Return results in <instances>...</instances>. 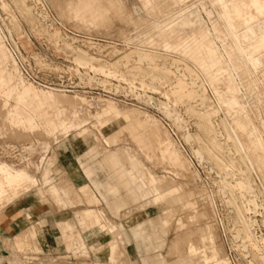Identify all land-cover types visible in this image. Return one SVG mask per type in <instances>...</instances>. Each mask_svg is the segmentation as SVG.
I'll return each mask as SVG.
<instances>
[{"label":"rangeland","instance_id":"1","mask_svg":"<svg viewBox=\"0 0 264 264\" xmlns=\"http://www.w3.org/2000/svg\"><path fill=\"white\" fill-rule=\"evenodd\" d=\"M53 1L0 0V33L3 35L6 46L10 51L12 50L11 53L18 56L19 60L16 58L17 65L20 72L22 71L23 78L33 85L36 84L35 86L39 88H54L62 90L68 95H81L91 103H96L100 99L115 101L120 108L128 111L130 116L126 121L112 128L108 133L112 137V142L110 146L105 147L115 150L120 161L125 164V168L131 169L138 178L142 176V173L144 175L147 169L156 175L172 179L174 183L181 184L184 189L195 187L197 192L193 196L194 204L192 206L177 207L173 214L164 218L163 215H160V210L151 205V196L145 194L144 190H138L134 182L131 183L135 200H132L133 198L126 193L124 184L118 180L114 171L105 161L104 153L101 152L100 147L104 145L98 128L93 125V118L86 124L88 130L91 131L86 142H90L94 146L92 151H88V147L80 142L79 138H72L74 137L73 130L67 133H55L53 136L42 133L40 128L27 129L28 131L19 130L7 121H3L1 115L10 107V104L13 105L14 99L9 97L7 100L0 93V162L6 163L13 169H22L36 179L34 185L32 184L33 187L31 185L29 187L14 186L5 191L6 193L4 192V195L0 196V210L12 204L18 197L38 189V192L42 193L43 202L51 208V214L47 215V218L50 220L55 215L57 228H65L66 223L74 227L70 240L73 245L81 242L76 235L79 234L81 237L85 235L84 228L87 226L84 221L82 228L80 222L84 218L83 211L87 208L100 211L102 216L115 227L111 240L116 239L118 243L121 241L116 251L118 259L114 263H107L105 260L107 244H104L99 250H90L88 247L79 250L78 253L55 254L48 252L54 251L53 248H45L48 249L47 251L41 248L35 249L34 244L30 242L31 247H28L24 252L16 251L21 247L12 249L10 247L11 236L4 235V230L0 226V257L5 261H3L4 264L10 263L14 259L20 260L22 264L26 261L27 264H146L150 260L163 256L166 261L174 260L180 254L184 259L186 241L191 236L193 238L203 237L205 241L202 239L201 244L205 252L207 254L216 253L217 257H227L229 264H264V249L262 247L264 241V210L262 209L264 195L261 194L264 191L257 182L253 183L252 190L235 184V179L239 178L238 169L245 167L240 161V156L235 152L231 140L227 139L222 130L221 120L225 117L229 118V115L223 107H220L216 94L209 90L204 74L195 68L192 61L181 60L174 54L166 56L167 65L172 72L170 83L146 79V83L153 82L155 89L142 86L139 79L132 80L129 74H126L125 79H122L118 74L104 76L99 71L93 72L89 69L81 68L77 72L73 68V59L77 50H81L87 56L94 57L100 64L106 66L126 60L125 56L134 54L133 47L140 44L139 41L142 40L139 34L143 25L138 26L132 22H123L112 18L107 26L87 28L78 25L74 20L61 18L55 7L52 9ZM58 1H61V5L64 6L68 0ZM122 1L128 10L140 6V0ZM25 5L29 11L26 10ZM208 8L211 7L208 6ZM188 9H192V11L189 12ZM167 10L171 17H176L181 12L186 18L193 19L201 16L207 20L201 11L199 0H183L177 6H168ZM137 14L144 15L140 11L133 12V15ZM180 35L186 37L185 32H181ZM129 37H136V39L131 42V40H127ZM263 52H260V55L264 56ZM263 56H261L263 61L258 68L260 70L258 84L252 94L250 92L242 98L252 117V106L259 105L261 110L264 107V97L257 94L258 91L264 90ZM133 59L135 57H132L130 61L134 62ZM118 69L125 70L122 63ZM187 69H191L194 74L190 75ZM24 70L28 72V75L24 73ZM182 73L184 77L181 76ZM177 77H183L190 85L194 86L195 90L200 86L202 89H206L205 95L208 98L206 102L201 101L199 96L189 100L175 101L170 95L167 99L165 93L170 94L171 86L175 84ZM2 101H5L7 106L3 107ZM159 102H163L165 105ZM85 106L84 108L87 107ZM87 108L93 115L97 110L96 106L92 105ZM166 111L170 113V116L166 114ZM144 113L152 115L159 122V128L169 132L174 145L185 152L191 162L190 175L174 174L167 163L159 158L155 146L150 142L146 124L142 118H137L138 115L142 116ZM201 113H209L214 134L224 147L220 153L215 152L217 154L212 158L218 156L217 160L215 158L218 162L223 152L230 158L233 157L232 165L226 170L221 166V163H217L214 159L215 163H213L211 155L205 154L209 141L199 126V114ZM176 118L179 119V122ZM262 118H264L263 112L262 115L253 118V121L260 125V122L264 120ZM262 130L261 133L264 135V128ZM187 131L191 134L190 141L184 138ZM93 135L98 136L96 142H94ZM205 139L207 143L204 141ZM198 148L202 152L201 158L196 157L194 153V150ZM227 148L230 150L228 151ZM123 149L138 158L143 167L141 168L135 159L128 160ZM44 168L49 169L48 176L52 182L54 181L53 183L68 186L72 201H66L67 198L65 200V196L61 195L63 192L60 188H58L56 197L59 200L62 197V200L67 203L58 202L56 197L51 195L48 184L42 183L41 177ZM111 184L115 185V192L110 190ZM83 188H85L84 191ZM11 191L14 193L11 194ZM7 192H10L9 196ZM236 204L241 207L245 218L251 221L256 220L258 224H254L252 229L243 225L242 220L237 216ZM87 218H89L88 215ZM220 218L223 226L219 224ZM206 226L214 234L213 245L218 248L219 253L215 252L207 239ZM12 232L17 234L19 230L15 227ZM245 233L248 234L247 238H244ZM174 240L178 242L177 247L170 250L169 246ZM252 241L260 246V249L254 248ZM199 258L200 254H197L192 260L184 259V263L196 264Z\"/></svg>","mask_w":264,"mask_h":264},{"label":"bare ground","instance_id":"2","mask_svg":"<svg viewBox=\"0 0 264 264\" xmlns=\"http://www.w3.org/2000/svg\"><path fill=\"white\" fill-rule=\"evenodd\" d=\"M182 1L140 0L139 8L135 7L132 10H128L122 0H68L64 6L61 5V1L54 0V6H51L52 9L55 7L57 14L61 18L74 20L78 25H83L87 28L91 27V29L107 26L112 18H117L123 22H132L138 26L143 25L139 34L142 40L139 41L140 44L133 47L135 50L134 54L125 56L126 60L117 61L106 66L105 64H100L94 57L87 56L81 50H77L73 59V68L77 72L81 68L89 69L93 72L99 71L104 76L118 74L122 79H125V75L129 74L132 80L139 79L142 86L155 89L153 82L146 83L147 78L152 81L161 80L164 83H170L172 72L167 65V55L174 54L181 60L188 59L192 61L195 68L204 74L209 90L216 94L220 107H223L229 115V118L225 117L221 120L222 130L225 132L227 139L231 140L235 152L240 156V161L245 167L244 169L239 168L238 165L239 178L235 179V184L252 190L253 183L257 182L264 191V135L261 133L264 128V120L260 122V125L255 124L253 121V118L262 115V112L264 116V107L261 110L259 105H251L252 117L246 108L247 105L242 101V98L246 97L250 92L252 94L260 77L258 68L263 61V58H261L263 55H260V52L264 51V0H199L201 11L205 14L207 20L201 16L193 19L186 18L184 13L181 12L178 13V16L171 17L167 7L177 6ZM208 6L211 8L209 9ZM25 8L29 11L26 5ZM55 9L54 11H56ZM139 11L144 15H133V12ZM188 11L191 12L192 9H188ZM181 32H185L186 37L180 35ZM173 37H175V40ZM135 39L136 37L127 38L131 42ZM158 46L160 48H157ZM11 51L4 43L3 35L0 33V93L7 100H9V97L14 99L13 105L10 104V107L2 113L3 121H7L19 130L26 131L27 129L40 128L42 133H46V135L52 134L53 136L55 133H67L73 130L74 137L72 138H79V141L88 147V151H92L94 146H92V143L86 142V138L88 139L91 132L86 127V124L93 118V125L98 128L104 145L99 147L102 150L101 152L104 153L105 161L114 171L118 180L124 184L126 193L133 198L132 200H135L131 183L134 182L138 190H144L145 194L151 196V205L159 209L160 215H163L164 218L173 214L177 207H190L194 204L193 196L197 192L194 189L195 187L184 189L181 184L174 183L172 179L156 175L147 169L145 174L143 175L142 173V176L138 178L131 169L127 170L125 168V164L120 161L115 150L105 147L110 146L112 142V137L108 133L113 127L126 121L130 116L128 111L123 110L115 101L110 99H100L96 103H91L78 94L68 95L64 91L54 88L43 89L36 87V84L33 85L30 81L23 78ZM132 57H135L133 59L134 62L130 61ZM121 63L125 68L124 71L118 69ZM187 70L190 75L194 74L191 69ZM181 76L184 77V74L182 73ZM183 77L175 78L176 81L171 86L170 94L165 93L166 98L169 99L171 95L175 101H182L183 99L189 100L199 96L201 101L206 102L208 99L205 95L206 89L204 90L201 86H198L199 88L195 90L194 86L190 85ZM257 94H261L264 97V90L258 91ZM5 101H2L4 103L3 107L4 105L7 106ZM159 103L165 105L163 102ZM85 105L87 107L96 106L97 110L94 115L91 114L90 109ZM166 114L170 116L168 111H166ZM199 117L200 129L208 139L207 141H209L207 146L204 143V146H206L205 154L211 155V160H215V158L217 160L218 156L212 157L217 154L215 152L220 153V151L224 150L223 144L214 134L209 113H201ZM137 118H142V121L146 124L150 142L155 146L159 158L167 163L174 174L181 176L190 175L191 162L185 152L174 145L169 132L160 129L159 122L150 114L144 113L142 116L138 115ZM176 120L179 122L178 118ZM93 137L94 142H96L98 136L93 135ZM184 138L190 141L191 134L187 131L184 134ZM123 152L128 160L132 161L135 159L139 166L143 167L141 161L133 154H129L125 149H123ZM194 153L196 157H202V152L199 148L195 149ZM232 158L223 152L218 162L226 170L227 167L232 165ZM42 160L43 158L40 160V164ZM214 160L212 161L213 163L216 161ZM48 172L47 168L43 169L42 183L44 185L48 184L51 195L56 197L59 187L57 183H53L54 181L52 182L49 179ZM192 178L194 177L192 176ZM35 182L36 179L26 171L13 169L6 163L0 162V196L14 186L29 187L31 185L33 187ZM225 183H227L226 180ZM110 190L116 191L114 184L110 185ZM13 193L11 191V194ZM28 193L25 196L27 195L29 199L34 197ZM9 194L10 192L8 196ZM261 194L264 195L263 192ZM10 196L12 198V195ZM254 197L256 198V196ZM22 198L20 196L13 201L14 205L16 204L15 206H17V203H22ZM235 207L237 216L242 220L243 225L252 229L254 224H258L256 220L251 221L245 218L238 204ZM262 209L264 210V204H262ZM22 214L28 221L31 219L29 212H23ZM86 215L89 216L93 224L97 225L98 233L92 237H86L77 246L68 242L66 249L73 250L74 253L79 248L83 249L87 246L93 249L102 244V238L113 237L115 227L102 216L100 211L90 209L86 211ZM219 224L223 226L221 218L219 219ZM28 228L35 237L40 236L41 227L37 223H31ZM47 228L54 232L55 224L49 221ZM206 230L210 245L215 252L219 253L218 248L213 245L214 234L207 226ZM247 237L248 234L245 233L244 238ZM202 239L203 237L193 238L192 236L188 240L186 239L184 259L192 260L194 256L200 254L196 264H229L227 257H217L216 253L207 254L201 244ZM11 240L10 247L14 250L17 249L19 243H21L20 238L15 236ZM203 240L205 241V239ZM119 243L116 241L109 242L108 260L111 263L118 259L116 251ZM177 243V240L172 241L169 249L174 250L177 247ZM53 245L56 249L54 241ZM252 246L260 249V246L256 247L254 243H252ZM262 247L264 249V241ZM180 257L181 255H178V258ZM179 263H181V260Z\"/></svg>","mask_w":264,"mask_h":264},{"label":"crops","instance_id":"3","mask_svg":"<svg viewBox=\"0 0 264 264\" xmlns=\"http://www.w3.org/2000/svg\"><path fill=\"white\" fill-rule=\"evenodd\" d=\"M49 170V169H48ZM58 187L62 190L63 194H61L62 196H65V200L67 198L66 201H72V198L70 196V192L68 191V186L67 185H62V184H58ZM85 188H83L84 191ZM28 194H32L34 197L29 199L28 196L25 194L22 195V203H17V206L14 205V203L10 204L9 206L5 207L3 210H0V226L3 228L4 230V235H10L11 239L14 238L15 236L20 238L21 243H19L18 248L21 247L20 250H16V251H23L26 250L28 247L30 248V242H32L34 244L35 249L41 248L43 250H48L45 248H53L54 251H48L49 253H55V254H67V253H74L73 250H67L66 249V244L68 242H71V236L73 235L74 232V227L68 223H66L65 228H57L56 225V220L55 219V215L52 216V218L49 220L47 218V215L51 214V208L50 206H48L46 203L43 202V200L41 199L42 193L38 192L37 190H33L30 191V193ZM56 200H58V202L61 203H67L64 202L62 200V197L60 198L61 200L58 199V197L55 198ZM15 201V200H14ZM72 203V202H71ZM4 207V206H3ZM2 207V208H3ZM1 208V209H2ZM92 208H87L83 211V215L84 218L81 220V227L83 228V222L85 223V225L87 226L86 228H84L86 230V232L84 233V237H81L79 234L76 235L78 237L79 240H85L86 237L88 236H94V234L97 235L98 230H97V225L93 224V222L87 218L86 215V211L90 210ZM95 210V209H93ZM23 212H29L31 215V219L28 221L27 219H25V217H23ZM62 215V213H61ZM36 216H39L40 218H37ZM60 216V215H59ZM64 216V215H62ZM60 216V217H62ZM35 218V219H33ZM62 219V218H60ZM85 219V220H84ZM49 221H52L55 224V230L54 232L47 228V224L49 223ZM31 223H37L40 227H41V231H40V236L39 237H35L34 234L31 233V231L29 230L28 227H30ZM80 225V224H79ZM15 227L18 228L19 232L17 234H14L12 231L15 229ZM7 233V234H6ZM56 244V249L55 246L53 245V241ZM111 241H116L117 240H111L110 237H104L102 238V244L99 246H96L95 248H93L92 250H99L100 248H102V246L104 244H107V253L105 255V260L107 263H111L108 260V254H109V242ZM72 243V242H71ZM80 242L76 243L74 246H77ZM251 243H254L253 241ZM255 246L257 247L256 243H254ZM73 245V243H72ZM88 246L84 249H87ZM91 250V248H89ZM52 250V249H50ZM79 250H81V248H79L78 250L75 251V253H78ZM86 252L88 253V250H86ZM181 255V254H180ZM181 260V263H179ZM183 258L182 255L180 258H175L174 260H170V261H166L163 257H157L155 258V260H150L149 263L146 264H185L183 262ZM4 260L0 257V264H4L3 262ZM177 262V263H176ZM22 264V262L19 260H13L10 263L8 262V264ZM28 262L26 261V263L23 264H27ZM30 263V262H29ZM7 264V263H6ZM231 264V263H230Z\"/></svg>","mask_w":264,"mask_h":264},{"label":"built area","instance_id":"4","mask_svg":"<svg viewBox=\"0 0 264 264\" xmlns=\"http://www.w3.org/2000/svg\"><path fill=\"white\" fill-rule=\"evenodd\" d=\"M14 55H16V54H14ZM14 55H13V56H14ZM14 58H15V60H16V63H18V62H17V59L19 60L18 56L16 55V57H14ZM16 58H17V59H16ZM24 73L28 75V72H27L26 70H24ZM21 74H22V71H21Z\"/></svg>","mask_w":264,"mask_h":264}]
</instances>
